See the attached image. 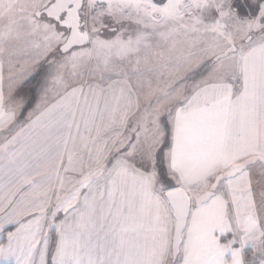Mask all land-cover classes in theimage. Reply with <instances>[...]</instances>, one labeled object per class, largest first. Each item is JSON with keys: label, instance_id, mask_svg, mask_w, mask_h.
<instances>
[{"label": "snow or ice", "instance_id": "1", "mask_svg": "<svg viewBox=\"0 0 264 264\" xmlns=\"http://www.w3.org/2000/svg\"><path fill=\"white\" fill-rule=\"evenodd\" d=\"M0 264H264V0H0Z\"/></svg>", "mask_w": 264, "mask_h": 264}]
</instances>
